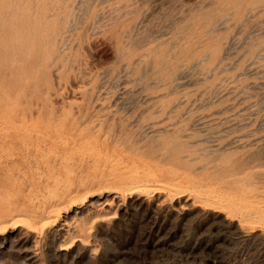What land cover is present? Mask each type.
<instances>
[{
    "label": "rangeland",
    "instance_id": "rangeland-1",
    "mask_svg": "<svg viewBox=\"0 0 264 264\" xmlns=\"http://www.w3.org/2000/svg\"><path fill=\"white\" fill-rule=\"evenodd\" d=\"M9 215L0 264H264V0H0Z\"/></svg>",
    "mask_w": 264,
    "mask_h": 264
},
{
    "label": "bare ground",
    "instance_id": "bare-ground-1",
    "mask_svg": "<svg viewBox=\"0 0 264 264\" xmlns=\"http://www.w3.org/2000/svg\"><path fill=\"white\" fill-rule=\"evenodd\" d=\"M9 118V117H8ZM4 141V140H3ZM2 142V141H1ZM22 143H24V142H22ZM60 144H61V142H60ZM24 145V144H23ZM25 148V147H24ZM27 148V147H26ZM35 149V148H34ZM51 151V150H50ZM53 152V151H52ZM46 153V152H45ZM45 155V154H44ZM41 157V156H40ZM39 157V158H40ZM54 167V166H53ZM132 172V171H131ZM135 172V171H134ZM148 173V172H147ZM131 174V173H130ZM143 175H144V173H143ZM148 176V175H147ZM146 176V177H147ZM134 178H136V177H134ZM154 178V177H153ZM114 179V178H113ZM133 179H131L130 181H132ZM135 180H138V179H135ZM135 180H133L132 181V185L128 188L127 187V189H125V190H127L128 192L130 191H132V192H134V193H138V192H144V190H146L147 188L146 187H148V185H149V181L148 180H140V181H136L135 182ZM124 183V182H123ZM153 183V182H152ZM121 184V183H120ZM128 184L130 185V183L128 182ZM124 186L126 185V184H123ZM160 185H161V183H160ZM160 185H159V187H160ZM196 185V184H195ZM111 186V185H110ZM121 186V185H120ZM127 186V185H126ZM151 186H152V184H151ZM150 186V187H151ZM161 186H163V185H161ZM166 186V185H165ZM113 187V186H112ZM153 187V186H152ZM156 188H157V186H155ZM154 187V188H155ZM164 187V186H163ZM149 188V187H148ZM154 188H152V189H154ZM162 188V187H161ZM169 188V187H168ZM191 188V187H190ZM159 189V188H158ZM196 189V188H195ZM199 189V188H198ZM198 189H197V192H198ZM149 190V189H148ZM186 191V190H185ZM192 191H196V190H192ZM191 191V192H192ZM131 192V193H132ZM147 192V191H146ZM167 192V191H166ZM169 192H171L173 195H178V194H181V193H183V190L181 189V188H177V187H171L170 189H169ZM197 192H195V193H197ZM200 192V191H199ZM198 192V193H199ZM49 193H51V191L49 192ZM55 195V194H54ZM53 195V196H54ZM212 195V194H211ZM211 195H210V204H211V206H215V208H217V209H226L225 207H223L222 205H220L221 204V202H223V199H221L220 197H219V195H218V197L219 198H217V197H214V198H211ZM57 196V195H56ZM190 196V195H189ZM206 196H209V195H207L206 194ZM214 196V195H213ZM215 196H217V194L215 195ZM50 197V196H49ZM54 198V197H53ZM207 198V197H206ZM50 199H52V197L50 198ZM225 199V198H224ZM234 199V198H233ZM224 201H226V200H224ZM227 202V201H226ZM226 202H224V203H226ZM231 202V201H230ZM229 201L227 202V204H229L230 203ZM54 203V202H53ZM232 203V202H231ZM245 203V202H244ZM197 204H199V203H197ZM202 204V203H201ZM210 204H208V206L210 205ZM213 204V205H212ZM255 204V203H254ZM257 205V204H256ZM255 205V206H256ZM230 206V205H229ZM228 206V207H229ZM237 207L239 206V205H236ZM57 207V206H56ZM233 207V204H232V206H231V208ZM250 208V207H249ZM234 209V208H233ZM245 209V208H244ZM243 209V210H244ZM253 209V208H252ZM262 209V208H261ZM51 210V209H50ZM224 212V211H223ZM226 212H228V210L226 211ZM227 214V213H226ZM19 215H21V214H19ZM13 216V215H9L5 220H2L1 222H0V227L2 226V225H6V224H17V223H26V222H24L23 221V219H20L21 218V216ZM49 215V214H48ZM45 216H47V214L45 215ZM45 216H43V217H45ZM55 216V215H54ZM236 216V215H235ZM23 217V216H22ZM48 217V216H47ZM24 218V217H23ZM27 218V217H26ZM33 218V217H32ZM50 218V217H49ZM28 219V218H27ZM35 219V218H34ZM46 219V218H45ZM258 219V218H257ZM18 220V221H17ZM22 220V221H21ZM29 221H30V219H29ZM43 221V220H42ZM46 221V220H45ZM50 222V221H49ZM34 223H36V222H34ZM38 223H39V221H38ZM37 224V223H36ZM254 224H256V223H254ZM9 226V225H8ZM2 228V227H1ZM4 228V227H3Z\"/></svg>",
    "mask_w": 264,
    "mask_h": 264
}]
</instances>
